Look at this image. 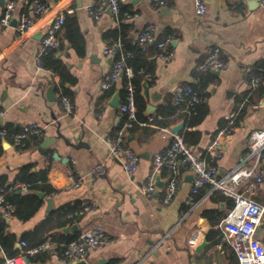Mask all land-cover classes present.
I'll return each instance as SVG.
<instances>
[{
  "label": "crops",
  "instance_id": "obj_1",
  "mask_svg": "<svg viewBox=\"0 0 264 264\" xmlns=\"http://www.w3.org/2000/svg\"><path fill=\"white\" fill-rule=\"evenodd\" d=\"M40 1L48 8L36 16L34 0H18L15 17L25 13L34 18L24 33L11 24H0V127L14 131L29 123L44 126L43 137L23 147L0 140V190L29 185L43 170L53 190L47 194L28 187L6 192L12 193L14 210L26 215L37 204L38 208L26 219L14 214L5 219L10 246L0 250V258L19 253L23 241L27 247L50 242V248L30 256L28 264H68L64 245L99 224L108 241L88 252V264H239L231 243L222 242L227 196L209 193V186L204 185L195 196L197 203L188 206L185 200L193 175L182 163L158 173L161 181L180 178L168 202L164 187L152 195L143 194L141 187L152 173L154 155L169 146L171 127L178 123H182L179 134L204 158L218 131L232 127L220 138L219 175L243 159L251 132L264 128V78L254 71L258 65L264 69V8L255 0H206L207 10L199 14L193 0H168L167 5L120 0L122 12H127L119 18L105 11L94 19L86 7L95 0ZM2 13L0 5V18ZM60 13L65 15L59 31L61 45L47 57L48 65L41 66L37 63L41 39ZM125 13L136 15L127 18ZM148 24H153L156 39L170 38L173 57L163 61L157 52L149 57L151 79L143 78L138 96L142 124H136L127 136V145L139 160L136 171L127 174L109 155L108 143L122 121L111 101L117 95L120 102L125 79L121 76L112 85L106 83L113 60L103 49L122 32L135 45ZM211 45L219 46L227 61L217 75L197 68ZM56 63L59 68L51 70L49 65ZM181 81L190 82L203 94L192 115L185 116L184 105L173 103ZM62 95L72 103L69 114L63 110ZM97 163L105 166V175L91 173ZM73 181L79 185L73 186ZM250 195L264 206V182ZM84 200L94 201V209L70 218ZM74 224V231H62ZM197 230L199 235L191 245L188 240ZM256 237L264 242V213Z\"/></svg>",
  "mask_w": 264,
  "mask_h": 264
},
{
  "label": "built area",
  "instance_id": "obj_2",
  "mask_svg": "<svg viewBox=\"0 0 264 264\" xmlns=\"http://www.w3.org/2000/svg\"><path fill=\"white\" fill-rule=\"evenodd\" d=\"M193 1L196 11L199 14H204L207 10L206 0ZM257 1L264 8V0ZM17 2L18 0H6L0 24L8 26L11 20L15 18V26L18 33H24L31 27L34 18L25 13L15 17ZM153 2L155 5H167L169 3L168 0H153ZM33 5V12L36 16L43 14L48 8L47 4L40 0H34ZM86 9L88 14L94 19H99L105 11H109L118 18L120 0H95ZM135 15L136 13H125L127 18ZM64 22L65 15L60 13L47 26L41 39V50L37 58L39 65H41L40 56L54 53L59 49L61 45L59 31ZM136 42L138 47L144 52L147 51L151 43L155 42L157 57L163 61H169L173 57V51L169 48L170 38L156 39L153 24L146 25L139 32ZM103 53L113 60L110 72L105 79L106 83L112 85L121 76L125 79L124 92L117 108L122 121L115 130L114 136L108 140L109 155L121 164L127 174H132L137 169L139 156L127 145V136L133 126L142 124L136 115V87L132 82L133 71L126 64V59L133 54L123 48L120 38L106 44ZM226 65L227 61L222 57L220 47L211 45L206 49L197 68L200 71H218ZM139 73L143 75L144 79H151V74L145 72L144 69H141ZM254 81L258 83L259 79L256 78ZM202 99L203 95L188 81L178 83L173 95V103L175 105H184L182 111L187 115L195 113L196 105ZM61 103L66 114L72 112L73 106L68 96L62 95ZM2 114L3 111L0 109V115ZM231 130L232 127L229 126L218 131L216 137L207 147L206 158L199 156L179 133H173V139L169 146L154 155L152 173L147 177V181L141 187V191L143 194L152 195L158 188L155 183V177L158 173H161L162 170L171 171L175 169L178 163L186 165L193 175L192 188L185 200L186 204L191 207L197 203L195 196L204 185L209 186V193L218 192L229 197L232 201V206L227 210L223 218L225 234L222 237V242L228 241L231 243L239 264H264V242L256 237V229L261 222L264 206L250 195L257 184L264 182V128L251 132L247 144V153L240 163L231 171L219 175L216 161L223 153L220 138L230 133ZM43 135L44 126L37 123L25 124L19 131L11 133L4 126L0 127V140H9L13 147H23L27 142L41 139ZM91 173L95 176H102L106 174V168L102 163H97L92 167ZM179 181L180 178L177 177L167 180L164 186L165 202L172 198ZM72 185L77 187L79 182L73 181ZM28 187L29 185L27 184H17L7 190H0V214L4 218L10 217L14 212L13 205L5 202L4 194L7 191H17ZM95 204L94 201L84 200L80 209L69 214V217H81L92 211ZM198 235L199 231H194L188 240L189 244L194 245ZM107 241L108 237L105 229L98 224L83 232L77 238L67 242L63 248V255L68 260V263L85 259L90 250L106 244ZM21 246L23 249L13 256L3 254L0 258V264H28V257L49 249L51 245L50 242H44L35 247H27V244L23 241ZM0 250H2L1 246ZM136 264L143 263L138 262Z\"/></svg>",
  "mask_w": 264,
  "mask_h": 264
},
{
  "label": "trees",
  "instance_id": "obj_3",
  "mask_svg": "<svg viewBox=\"0 0 264 264\" xmlns=\"http://www.w3.org/2000/svg\"><path fill=\"white\" fill-rule=\"evenodd\" d=\"M124 12H127V11H124ZM124 12H122L121 8H120V12L118 14V18L119 16H121ZM120 40L122 42V45H123V48L127 51H130L132 52V56L131 57H128L126 59V64L128 66L131 67L132 71H133V77H132V82L133 84L135 85L136 87V93H135V105H136V115H137V118L139 119L138 117V113H139V110H138V96H139V92H140V87H141V83L143 81V75L139 73V71L141 69H144L145 72L149 73L152 72V68H150L152 66L151 62L149 61V57L151 56L152 52H157V47H156V43H151L147 49L146 52L142 51L138 45H137V42L135 45H131L130 42L128 41L127 39V34H124V32H122L121 36H120ZM51 54L53 53H47V54H44L42 56H40V63H41V66L43 65H48L46 64V59L47 57L51 56ZM60 66V63H56V64H51L49 65V68L51 70H56L58 69ZM262 65H258L257 67H255L254 71H255V74L257 76H260L261 78H264V69L262 70ZM264 80V79H262ZM196 87V86H194ZM198 89V91L202 94V91L201 89H199L198 87H196ZM203 95V94H202ZM176 106H179L180 108L182 107V105H176ZM197 106L198 104L196 105V109H197ZM175 108L177 107H174L173 109L175 110ZM196 112V111H195ZM185 114V113H184ZM194 114V113H193ZM187 114H185L186 116ZM192 115V114H191ZM5 127V126H4ZM136 125L133 126L130 130H129V135L132 131H134ZM8 132H17L19 131L20 129H17V130H14V131H10V129L6 126L5 127ZM183 137V139L185 140L183 134L181 135ZM186 141V140H185ZM187 142V141H186ZM188 143V142H187ZM45 171L46 170H43L42 172H40V174H38L36 176V178H34L33 181H30L29 182V188L31 189H34V190H39V191H42V192H45V193H51V191L53 190L52 188L49 187V185L46 183V176H45ZM164 170L161 171V174H164ZM12 193H5L4 194V200L5 202L7 203H10L13 205L14 202H12V198L10 197ZM229 198V197H228ZM232 206V201L231 199L229 198V207L228 209ZM38 208V204L32 208V211L29 212L28 214L24 215L22 213H20L18 210H14L13 214L16 215L18 218H21V219H26L28 218L29 216H31L33 214V212H35ZM6 218H4L1 214H0V246L1 248L4 249H7L9 246H10V243H9V238L8 236L5 234V229H6V226H7V223H6ZM15 254V253H14ZM13 253L12 254H7V256H13L14 255ZM29 258V257H28Z\"/></svg>",
  "mask_w": 264,
  "mask_h": 264
},
{
  "label": "water",
  "instance_id": "obj_4",
  "mask_svg": "<svg viewBox=\"0 0 264 264\" xmlns=\"http://www.w3.org/2000/svg\"><path fill=\"white\" fill-rule=\"evenodd\" d=\"M257 1V0H255ZM6 0H0V5H3L5 4ZM258 2V1H257ZM10 24L12 26H15L16 25V19L13 18L10 22ZM211 73H213L214 75H217L218 74V71L217 70H211ZM142 87H143V93L145 96H147V83L144 82L142 84ZM48 93L52 94L51 93V90L48 89L47 91ZM111 104L114 106V107H118L119 105V101H118V96L117 95H114V97L112 98V101H111ZM148 109L151 111L152 110V107H148ZM182 127V123H178L174 126L171 127V131L175 134H178L180 129ZM181 167V166H180ZM167 182V180H164V181H161L160 180V177H159V174L156 175L155 177V183L158 187H164L165 186V183ZM37 194L40 196V197H43V193L42 192H37ZM48 205H50V200H48ZM7 219V218H6ZM77 228V225L74 224V225H71V226H66L62 229L63 232H67L69 230L71 231H74L75 229ZM27 263H29V258L27 259ZM68 264H88L87 261L85 259H81V260H77V261H73L71 263H68Z\"/></svg>",
  "mask_w": 264,
  "mask_h": 264
}]
</instances>
